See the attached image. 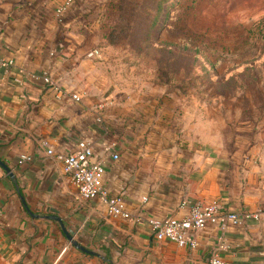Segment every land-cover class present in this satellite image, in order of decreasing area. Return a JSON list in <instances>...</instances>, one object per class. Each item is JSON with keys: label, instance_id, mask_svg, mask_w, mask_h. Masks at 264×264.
<instances>
[{"label": "crops", "instance_id": "obj_1", "mask_svg": "<svg viewBox=\"0 0 264 264\" xmlns=\"http://www.w3.org/2000/svg\"><path fill=\"white\" fill-rule=\"evenodd\" d=\"M62 2L0 0V55L15 60L0 72V161L9 168L0 164V264H203L213 253L231 264H264V215L209 225L197 232V248L159 241L147 222L186 215L184 201L264 209V149L199 139L180 94L115 85L110 65L89 56L102 36L103 0H74L59 22ZM45 70L58 87L32 78ZM222 120L225 129L229 119ZM83 139L105 166L103 185L122 194L139 222L109 216L98 198L79 199L42 144L70 153ZM112 143L118 160L105 152ZM22 155L31 161L21 163Z\"/></svg>", "mask_w": 264, "mask_h": 264}, {"label": "rangeland", "instance_id": "obj_2", "mask_svg": "<svg viewBox=\"0 0 264 264\" xmlns=\"http://www.w3.org/2000/svg\"><path fill=\"white\" fill-rule=\"evenodd\" d=\"M102 11L115 85L180 94L199 139L263 151L264 0H103Z\"/></svg>", "mask_w": 264, "mask_h": 264}, {"label": "built area", "instance_id": "obj_3", "mask_svg": "<svg viewBox=\"0 0 264 264\" xmlns=\"http://www.w3.org/2000/svg\"><path fill=\"white\" fill-rule=\"evenodd\" d=\"M74 0H63L56 10L58 21H64V15L73 5ZM90 57L102 58L100 48H94ZM15 60L0 55V72L9 73ZM34 80H43L46 84L58 87V82L53 79L49 70L43 74H32ZM60 91V89H59ZM72 98L81 100L78 93H73ZM47 153L55 157L63 164L66 176L71 180L77 189L78 197L81 200H92L98 198L105 206L109 216L121 218L132 223L139 222L140 216L132 213L126 206L122 194L112 195L103 185L105 166L101 161L94 160V147L92 143L83 139L78 142L76 149L70 153L55 152L47 141L42 142ZM115 144L105 147L106 154L113 160H118L120 154L115 151ZM31 156L22 155L20 162L31 161ZM181 207H187L188 212L182 217L169 216L164 218L151 217L147 220L149 227L159 240H170L180 247L197 248L199 243L196 237L197 232L205 229L209 225L226 228L230 225H243L248 220L259 221L264 215V209L231 211L224 210L216 202L197 200L189 203L182 202ZM224 248V246H223ZM203 264H231V262L218 253H213Z\"/></svg>", "mask_w": 264, "mask_h": 264}, {"label": "water", "instance_id": "obj_4", "mask_svg": "<svg viewBox=\"0 0 264 264\" xmlns=\"http://www.w3.org/2000/svg\"><path fill=\"white\" fill-rule=\"evenodd\" d=\"M0 164L6 169L9 170L8 166H6V164H4L3 162L0 161ZM58 219V218H56ZM68 238L72 241V243L77 246L78 248H80L81 250L85 251V252H91L89 251L87 248H85L84 246H82L78 241L74 240V237L72 235H67Z\"/></svg>", "mask_w": 264, "mask_h": 264}]
</instances>
